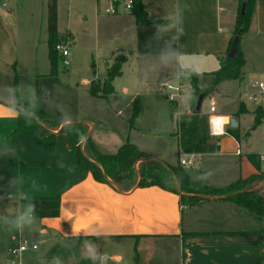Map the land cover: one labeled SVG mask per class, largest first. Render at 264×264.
Wrapping results in <instances>:
<instances>
[{
  "label": "crops",
  "instance_id": "crops-1",
  "mask_svg": "<svg viewBox=\"0 0 264 264\" xmlns=\"http://www.w3.org/2000/svg\"><path fill=\"white\" fill-rule=\"evenodd\" d=\"M105 5L103 1L93 0L89 10L93 26L90 24L89 35L93 42L98 44L99 41L106 54V71L115 62V56L123 57L124 62L121 75L112 82L113 94L106 100L88 94L89 84L100 81L95 71L93 79L82 81L88 87L85 99L97 109L104 110L107 104H114L116 81L123 76L125 66L129 69L133 66L141 74L150 70L152 62H158L166 73V80L177 77L179 72L194 73L186 67L189 62L199 65L200 74H213L220 69L230 40L234 38L238 0L236 3L234 0H141L148 17L158 21L155 24L137 23L128 13L105 14ZM89 18L82 19L85 22ZM70 28L68 26L58 36L74 41ZM2 32L0 26V219L3 231L12 242L9 248L20 239H26L25 236L39 237L38 241L32 240V244L37 245L36 250L28 251L40 250V253L21 255L20 264H25L26 260L29 264H80L82 261L84 264H146L155 255L153 245L165 244V241L178 249L180 264H264V236L246 234L264 229V221L255 219L235 204L210 199L186 209L179 205L177 195L157 187L118 191L112 184L92 178L85 164L78 160L75 145L65 133L59 132L60 129L53 132L52 144L39 130L16 131L17 112L9 104L20 99L19 89L15 94L13 89L4 88V80H10L13 75L10 72L16 71V64L9 55L10 40ZM239 45L245 61L240 77L246 84L252 81L250 73L244 72L249 59L253 61L257 57L264 61V0L255 1L249 29L240 36ZM145 82L143 86L147 85ZM143 86L140 88H145ZM138 97L137 93L132 95V99ZM107 111L111 110L107 108ZM191 111L187 107L185 113ZM60 121L61 126L71 122L69 119ZM76 121L89 127L86 137L100 154L113 155L122 145L109 148L92 136L91 121ZM238 126L237 118L236 128ZM215 139L219 149L208 155H241L237 140L227 133ZM222 143L227 146L235 143V147L221 150ZM189 156L187 160L193 164L192 155ZM247 156H240V173L234 174L233 182L256 173ZM215 167L212 175L218 176L216 179L224 177L223 165ZM187 174L193 180L201 182L203 179L198 173ZM259 189H264V184ZM21 217L25 218L24 222L18 224ZM251 218L258 223L253 228L247 222ZM77 226H80L78 230ZM93 238L102 239L93 242Z\"/></svg>",
  "mask_w": 264,
  "mask_h": 264
},
{
  "label": "rangeland",
  "instance_id": "rangeland-1",
  "mask_svg": "<svg viewBox=\"0 0 264 264\" xmlns=\"http://www.w3.org/2000/svg\"><path fill=\"white\" fill-rule=\"evenodd\" d=\"M55 1L57 35H62L65 29L71 26L70 29L74 33L75 40L67 38L68 66L64 67L60 60L56 75L49 76L47 17L50 0H0V26L3 28L2 34L10 40L9 45L12 51L9 52V55L12 56V63L16 64V71L11 70L12 72H10V74L13 73L10 80H4V88L13 89L15 94L19 89L20 100L23 99L31 105L37 104L43 111L58 120L87 119L91 121L94 127L92 136L100 139L109 148L129 142L141 151L150 153L155 159L168 162L171 165L178 164L182 159H189V155L178 150L175 131L178 115L185 113L187 107L193 111L196 105L197 96L191 88L190 73H186L180 79V97H177L176 102L173 103L175 106L173 113L165 94L159 92V85L163 79L166 80L167 76L158 62H152L150 70L141 74H138L133 66L130 69L128 66L124 67L123 76L116 81L117 94L116 98H113L118 109L111 103L107 104L104 110L91 107L88 99H85L88 98L85 97V89L88 87L84 86L82 81L93 79L94 71L96 79L103 82L106 77V59H104L106 54L102 52L99 41L98 44L93 42L89 35L90 24L93 26L92 18H89L93 0ZM234 2L236 3V0ZM238 12L239 8L238 11L236 10L237 15ZM83 17L89 19L84 22ZM241 39L244 45V38ZM119 58L124 60L121 56H115L113 61H117ZM255 59L253 61L249 59L247 66L244 67V72L246 75L250 73L252 81H264V61L258 60L257 57ZM141 63L145 65L143 61ZM175 78L176 76L171 79ZM197 78L199 85L206 89L210 86L213 76L198 74ZM15 80L16 88L14 89ZM100 81L93 82L102 84ZM143 82L147 85L143 86ZM242 82L241 78L225 81L213 87L202 103V115L209 117L208 101L212 100L216 104L215 115L226 117L228 120L234 117L233 115L241 104L238 96L240 88L244 85ZM140 86L145 88H140ZM123 89H127L128 92L125 93ZM135 93L139 95L141 110L134 122V127L130 129L128 120L134 101L132 95ZM244 107L247 112L238 117L239 126L237 127L240 156L254 154L260 165V174H264V126L262 124L254 125L253 112L255 109L253 104H247ZM107 108L111 111L108 112ZM252 128L254 131L249 134L248 131ZM224 129L222 136H213L212 138H223ZM98 131L100 134L97 133ZM211 142L214 143V140ZM234 147L235 143L231 146H227L226 143L221 144V150L225 151ZM240 156L230 157L224 153L217 156L219 158L217 159V157L208 154L192 155L193 164H186L182 167L186 173L201 174L203 183H209L214 187H224L234 181L235 173H240L238 164ZM220 165H223L225 169V176L216 179L218 176L212 175V171L216 168L215 166ZM261 184L264 182L259 183L255 190H260ZM262 190L264 189L260 191ZM261 195L264 197V191L261 192ZM247 222L251 228L258 225L252 218ZM0 228L2 229L0 231V264H9L8 249L12 242L9 234L3 231L1 219ZM24 238L31 243H33L32 240H39V237L25 236ZM153 246L156 248L155 255L146 264H180L179 251L173 245L165 241V244L160 243ZM37 253H40V250ZM37 253L27 250L22 254V257ZM26 263L30 262L26 260ZM80 264H84V261ZM137 264L143 263L137 262Z\"/></svg>",
  "mask_w": 264,
  "mask_h": 264
},
{
  "label": "trees",
  "instance_id": "trees-1",
  "mask_svg": "<svg viewBox=\"0 0 264 264\" xmlns=\"http://www.w3.org/2000/svg\"><path fill=\"white\" fill-rule=\"evenodd\" d=\"M256 0H238L239 12L236 17L233 36L241 31V36L247 33L251 22L252 14L255 8ZM244 5L245 12L242 15L241 9ZM137 23L145 22L155 24L158 21L151 20L141 6V0H132L130 9ZM48 31V60L49 76H55L57 73L58 62L61 60L55 46L65 43L66 38L61 39L57 35L56 27V1L50 0L48 4L47 17ZM233 38L230 40L227 53L232 45ZM124 62L119 58L106 71V78L102 84L91 82L88 88V94L95 98L106 100L113 94L112 82L121 75V64ZM245 64L240 45L238 47L235 59H230L225 54L220 69L211 74L213 79L208 88L203 89L198 82V75L191 73V88L196 96L208 94V92L225 81L239 80L241 68ZM235 78V79H234ZM16 80L14 81V89ZM5 103V102H4ZM174 102L169 101V107L173 113L175 110ZM17 112V130H39L44 138L52 144L53 132L60 129L59 132L65 133L77 149L76 156L79 161L85 164L86 171L92 178L101 183L112 184L113 187L122 192H128L133 188L157 187L163 191L173 193L178 196L179 205L189 209L193 208L210 199H223L231 202L241 210L249 212L255 219L264 221V197L260 190H255L259 183L264 182V174H260V165L254 154H248L247 159L256 170L255 174L245 179H239L225 187L215 188L200 181L191 179L183 169L180 163L175 166L169 165L163 161L153 158L139 150L134 144L126 142L117 148L113 155H102L98 152L94 143L89 137H86L89 127L78 121H71L61 126V121L48 115L35 104L31 105L20 99L15 104H9ZM140 101L135 98L132 104L131 116L128 120L129 128L134 127V122L140 114ZM247 111L243 104H240L237 112L233 115L238 118ZM254 125L262 124L264 120V111L257 109L253 112ZM208 118L200 114L180 113L177 117V147L180 152L188 155H201L217 152L219 149L218 140L213 139L208 132ZM225 133L238 141V128H226ZM214 140V143L211 142ZM259 172V174H258ZM254 234L264 236V229ZM102 238H93V242Z\"/></svg>",
  "mask_w": 264,
  "mask_h": 264
},
{
  "label": "built area",
  "instance_id": "built-area-1",
  "mask_svg": "<svg viewBox=\"0 0 264 264\" xmlns=\"http://www.w3.org/2000/svg\"><path fill=\"white\" fill-rule=\"evenodd\" d=\"M97 2H104L106 5L103 8V12L108 15H116L121 13H130V9L132 6V0H94ZM55 50L57 51L59 57L61 58L62 65L64 67L68 66L67 56H68V49L65 43H60L55 46ZM185 75L184 72H179L178 76L175 79H170L162 82L159 85L161 93L165 94V97L170 102H176V98L180 97L181 85L179 84L180 79L183 78ZM239 101L241 104H253L254 109H260L264 111V82L259 80H254L249 83L242 85L240 88V94L238 96ZM216 104L212 101H208V132L211 137H217L223 135V129L228 125L224 123L223 120L220 122V128L222 129L218 134L216 133L215 127L212 124L213 118H219L221 116L215 115L216 114ZM262 126H264V120H262ZM237 154L239 151L237 150ZM180 164L192 165L191 161L188 160H181ZM37 245L32 244L27 239H20L18 243L11 248H9L8 253L11 257L9 264H20V257L21 255L26 252L27 250H36Z\"/></svg>",
  "mask_w": 264,
  "mask_h": 264
},
{
  "label": "water",
  "instance_id": "water-1",
  "mask_svg": "<svg viewBox=\"0 0 264 264\" xmlns=\"http://www.w3.org/2000/svg\"><path fill=\"white\" fill-rule=\"evenodd\" d=\"M244 12H245V8H244V5H242L241 14L243 15ZM240 36H241V31H239L233 38L231 48H230L229 52L227 53V57L230 58V59H235L236 56H237ZM206 97H207L206 94H200V95L197 96L196 105H195L194 110L192 111V114H196L197 115V114L201 113V106H202L203 101L206 99ZM227 126L230 129H235L236 126H237V118L236 117H231L228 120V125ZM252 131H253V128L249 130V133H252Z\"/></svg>",
  "mask_w": 264,
  "mask_h": 264
},
{
  "label": "clouds",
  "instance_id": "clouds-1",
  "mask_svg": "<svg viewBox=\"0 0 264 264\" xmlns=\"http://www.w3.org/2000/svg\"><path fill=\"white\" fill-rule=\"evenodd\" d=\"M186 67H188L192 72H194L196 74H200V72H201V68L199 67V65L197 63L189 62V63L186 64ZM214 120H216V121L223 120L224 123H227V118L226 117H219V118H214L212 120V124L214 125V127L216 129V133L218 134L222 129L220 128L221 130L220 131H217V128H216L215 124L213 123ZM24 219H25L24 217H21L20 220L17 223L18 224L23 223L24 222ZM28 222L30 223L31 221H28ZM79 227L80 226H77V230L79 229Z\"/></svg>",
  "mask_w": 264,
  "mask_h": 264
},
{
  "label": "snow or ice",
  "instance_id": "snow-or-ice-1",
  "mask_svg": "<svg viewBox=\"0 0 264 264\" xmlns=\"http://www.w3.org/2000/svg\"><path fill=\"white\" fill-rule=\"evenodd\" d=\"M213 123L215 124L216 128H217V131H220V121H216L214 120Z\"/></svg>",
  "mask_w": 264,
  "mask_h": 264
},
{
  "label": "bare ground",
  "instance_id": "bare-ground-1",
  "mask_svg": "<svg viewBox=\"0 0 264 264\" xmlns=\"http://www.w3.org/2000/svg\"><path fill=\"white\" fill-rule=\"evenodd\" d=\"M214 119V118H213ZM221 122V121H220ZM214 126V125H213ZM216 130V129H215Z\"/></svg>",
  "mask_w": 264,
  "mask_h": 264
}]
</instances>
